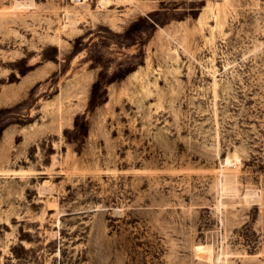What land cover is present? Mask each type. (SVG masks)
<instances>
[{
    "label": "rangeland",
    "instance_id": "rangeland-1",
    "mask_svg": "<svg viewBox=\"0 0 264 264\" xmlns=\"http://www.w3.org/2000/svg\"><path fill=\"white\" fill-rule=\"evenodd\" d=\"M0 264H264V0H0Z\"/></svg>",
    "mask_w": 264,
    "mask_h": 264
},
{
    "label": "trees",
    "instance_id": "trees-1",
    "mask_svg": "<svg viewBox=\"0 0 264 264\" xmlns=\"http://www.w3.org/2000/svg\"><path fill=\"white\" fill-rule=\"evenodd\" d=\"M100 86H102L101 76L98 79V81L93 85V88H92V93H91V97H90V105H92V106L97 103V99H98L97 91L100 88ZM78 119H79V117L76 118V128H77ZM85 132H86V126H84L82 130H80V134H84Z\"/></svg>",
    "mask_w": 264,
    "mask_h": 264
},
{
    "label": "bare ground",
    "instance_id": "bare-ground-1",
    "mask_svg": "<svg viewBox=\"0 0 264 264\" xmlns=\"http://www.w3.org/2000/svg\"><path fill=\"white\" fill-rule=\"evenodd\" d=\"M66 19H67V23L69 25H72L73 26V25H75L77 23V20H76L75 15L73 16L72 14H68L67 17H66ZM234 162H237V161L235 160Z\"/></svg>",
    "mask_w": 264,
    "mask_h": 264
}]
</instances>
